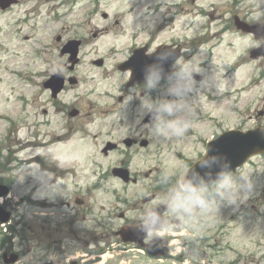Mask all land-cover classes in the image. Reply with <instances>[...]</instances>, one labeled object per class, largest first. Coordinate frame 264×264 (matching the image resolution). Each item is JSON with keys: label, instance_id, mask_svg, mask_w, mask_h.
<instances>
[{"label": "rangeland", "instance_id": "374dc122", "mask_svg": "<svg viewBox=\"0 0 264 264\" xmlns=\"http://www.w3.org/2000/svg\"><path fill=\"white\" fill-rule=\"evenodd\" d=\"M71 1L21 0L11 11H0V114L16 120L10 131L5 130L8 119L0 121V154L8 159L7 172L0 174V177H8L13 181L10 192L13 206L6 207L13 219L11 224L0 225V242L5 237L10 239L0 247V256L9 246L6 251L18 252L21 262L35 263L42 260V255L47 252L46 247L60 236H66V239L63 238L64 257H67V253L70 256L87 253L89 247L97 249L107 242L115 241L112 231L122 224V220L116 216L106 221L98 219L99 214L103 215L118 204L108 191L92 193L82 206L71 202L64 205L66 201L60 204L57 197L68 198L73 187H70V181L67 182L69 186L54 181L57 165L75 168L77 161L82 159L83 162L76 167H86L89 156L111 164L120 154L109 153L104 159L101 150L107 141L119 142L126 135L139 140L147 139L149 146L138 147V153L132 157L133 171L140 176V184L129 185L127 192L112 176L103 184L108 190L117 189L120 197L128 196L131 201L135 193H145L161 186L153 182L151 177H144L150 170L161 168L167 174H173L183 169L181 163L185 166L187 160H180L177 152L190 160L199 159L205 153V144L200 139H208L213 133L210 117L221 119L223 128L243 124L253 126L259 119L255 118V112L249 119L250 113L245 105L264 108V75L263 81L253 80V76L264 73V60L248 57L246 49L254 44L250 36L232 28L224 30L223 34L219 32L217 23L220 24L223 17H229L220 5L223 0H77L76 5ZM239 1L240 10L238 7L237 10L245 12L247 4L253 0ZM226 7L235 8V5L230 3ZM257 9L250 10L253 20L259 16ZM161 20L166 23L158 29ZM203 23L207 24L204 30L200 29ZM149 29L155 31L154 46L169 39H181L178 41L185 47L187 54L181 60L182 69L173 79L155 86L153 94L141 92V89L122 93L120 87L126 74L110 68V64L125 58L130 43L147 41ZM57 31H63L62 41L74 36L84 39L79 53L82 61L75 73L82 83L65 92L61 98L81 110L86 123L84 138L91 145L80 149L82 152H72V155L61 154V151L50 147L57 142L44 135L46 126H32L37 118L43 116H29L39 109V104L46 97L45 93L39 96L37 76V69L43 67L45 70L46 67L43 65L44 59L40 61L38 58L43 51L39 55L33 49L40 43H51L50 39ZM198 35L208 38L216 35V39H224L222 44L227 41L236 44L232 47H214L212 53L206 52L208 47L218 41L204 39L205 44L198 45ZM26 38L27 41L21 40ZM33 39L43 41L33 44ZM51 45L55 47L54 43ZM241 56L245 60L238 65L236 60ZM100 57L107 58L109 69L106 77H101V70L91 65V60ZM201 62L207 65L200 66ZM234 63L238 66H234ZM15 70L23 71L26 77L15 73ZM193 74L204 75V81L198 82L192 77ZM232 88L235 89L234 103H231L232 96H226V91ZM121 94L127 96L126 100L119 103L117 98ZM209 94L218 99H210ZM20 95L27 100L26 111H21ZM135 101L138 102L137 106L133 105ZM155 102L158 104L159 116L155 126L150 128L144 123V118ZM24 112L28 127L23 123ZM19 117H22L21 122ZM162 119H167L166 123ZM115 120L119 124L118 130L114 127V131L108 133L109 126ZM128 128L131 129L128 131ZM215 130L221 132L220 129ZM97 131L102 133L95 136ZM91 167L94 168V164ZM51 169L54 170L48 171ZM229 175L239 193L234 203L230 202L228 190L219 188V184L215 189L208 188L191 195L180 191L173 194L169 188L161 190L163 193L149 203L144 211L133 210L129 217L144 219V213L152 205L170 201L173 204L169 211L170 220L178 224L176 230L181 233L179 241L182 243L176 244V253L179 250L186 253L191 259L188 264H264V156L252 158ZM89 176L94 178L91 174ZM244 176L252 182V189L247 194L239 188L245 183ZM166 184L170 185V181L166 180ZM222 192L225 195L222 196ZM85 207L92 208L93 213L87 214ZM75 212H79L78 226L93 229L86 233L70 234L65 227V217ZM48 218L51 219L48 223L43 220ZM184 240L189 241L186 246L182 245ZM119 251H109L103 264L174 262L170 259L158 261L148 258L136 249L120 254ZM59 254L52 252L48 256L58 257ZM110 255H114L113 258Z\"/></svg>", "mask_w": 264, "mask_h": 264}, {"label": "water", "instance_id": "95a60500", "mask_svg": "<svg viewBox=\"0 0 264 264\" xmlns=\"http://www.w3.org/2000/svg\"><path fill=\"white\" fill-rule=\"evenodd\" d=\"M10 4V1L2 3V8H5ZM76 54V50L73 51ZM261 137H264V131H261ZM264 150V147L250 146L248 139L244 136H237L234 139L222 138L218 142H212L208 147L207 157L200 163H198V181H196V174L194 176L195 187H201L206 184H211L214 181H218L229 170L234 169L238 165L242 164L248 156L253 153H258ZM192 187V188H195ZM8 189L0 187V196L5 195ZM9 219V213L5 212L0 207V220L6 222ZM161 222L153 226H146L144 233L137 235L133 234L130 230L122 232L121 236L124 240L135 241L142 245V239L150 228H159ZM161 241V240H159ZM147 251L151 255L164 256L167 254V248L160 246L148 245ZM17 260L16 255H12L10 260L5 262H15Z\"/></svg>", "mask_w": 264, "mask_h": 264}, {"label": "flooded vegetation", "instance_id": "af4514ba", "mask_svg": "<svg viewBox=\"0 0 264 264\" xmlns=\"http://www.w3.org/2000/svg\"><path fill=\"white\" fill-rule=\"evenodd\" d=\"M257 43L262 44L264 43V36H262L260 39L256 40ZM68 55L66 54H54V55H49L47 57L44 58V63L45 64V70L43 71V73H41V75L39 76V84H40V93L39 96H41L43 93L46 94L45 99L43 100V103H41L40 105V111L41 114H45V115H50L51 113H53L54 115V120L56 119V117H59V115H63L62 117H60V119L62 120V127L63 128V132L61 135H58L52 131H47V133L45 134V136L49 139H51V141H67L70 138L74 137L76 134H80L79 137V141H83L84 140V128L86 126V123H84L85 118H83L81 116V110H78V114L77 117H72L69 115L70 113V109L72 108L71 106H69L68 100L61 98L62 95L67 92L70 91L71 89H74L75 87H77L79 85L78 80L75 84H71L69 82V79L72 77H75V69L74 70H69V64L67 63L68 60ZM54 73H61L62 76L64 77V88L61 92V94L59 96H57L56 98L52 97L51 95V91L49 89L45 88V83L47 82V80L50 78L51 75H53ZM80 82V80H79ZM144 89V88H143ZM126 96V95H124ZM120 102L123 101V98L118 99ZM43 106V107H42ZM51 122L48 121V126L50 127ZM55 125V124H54ZM134 143H132V146H136L137 142H138V138L134 137L132 135L128 136ZM64 143V142H62ZM131 146V147H132ZM120 146H117V148H119ZM129 147V148H131ZM155 198L157 197V193H155ZM74 199V198H73ZM81 201V200H80ZM86 201V200H83ZM171 207V206H169ZM144 206H140L139 210H143ZM122 216V214H120ZM68 230L70 231V234H74V229L72 226H70V228H68ZM58 231V230H57ZM65 259H63V264L65 263Z\"/></svg>", "mask_w": 264, "mask_h": 264}, {"label": "clouds", "instance_id": "9594fccd", "mask_svg": "<svg viewBox=\"0 0 264 264\" xmlns=\"http://www.w3.org/2000/svg\"><path fill=\"white\" fill-rule=\"evenodd\" d=\"M245 183L243 185H239V188L244 191L245 194L249 193L252 189V182L251 180L244 176ZM219 188H223L228 190L227 195L230 197V202H235L236 198L238 197L239 193L237 191V186H235L233 178L231 175H225L223 179L220 181ZM221 195H225V193H221ZM153 235L152 231H149L147 234L146 239L151 240Z\"/></svg>", "mask_w": 264, "mask_h": 264}, {"label": "bare ground", "instance_id": "6f19581e", "mask_svg": "<svg viewBox=\"0 0 264 264\" xmlns=\"http://www.w3.org/2000/svg\"><path fill=\"white\" fill-rule=\"evenodd\" d=\"M87 264H96V263H87ZM98 264H100V263L98 262Z\"/></svg>", "mask_w": 264, "mask_h": 264}]
</instances>
